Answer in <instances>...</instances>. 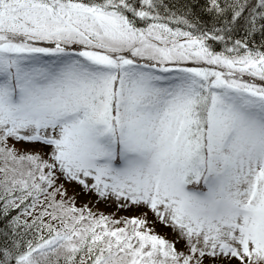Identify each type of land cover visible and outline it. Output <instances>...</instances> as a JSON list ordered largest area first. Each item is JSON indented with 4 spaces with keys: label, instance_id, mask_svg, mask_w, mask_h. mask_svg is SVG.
Here are the masks:
<instances>
[{
    "label": "snow or ice",
    "instance_id": "obj_1",
    "mask_svg": "<svg viewBox=\"0 0 264 264\" xmlns=\"http://www.w3.org/2000/svg\"><path fill=\"white\" fill-rule=\"evenodd\" d=\"M0 264H264V0H0Z\"/></svg>",
    "mask_w": 264,
    "mask_h": 264
},
{
    "label": "rangeland",
    "instance_id": "obj_2",
    "mask_svg": "<svg viewBox=\"0 0 264 264\" xmlns=\"http://www.w3.org/2000/svg\"><path fill=\"white\" fill-rule=\"evenodd\" d=\"M101 210H103V211H111V209H108L106 206H101Z\"/></svg>",
    "mask_w": 264,
    "mask_h": 264
}]
</instances>
